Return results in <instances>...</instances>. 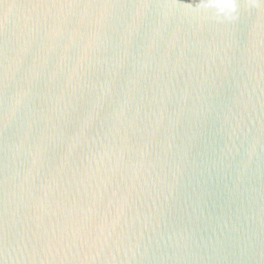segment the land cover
Returning <instances> with one entry per match:
<instances>
[{"label": "water", "instance_id": "water-1", "mask_svg": "<svg viewBox=\"0 0 264 264\" xmlns=\"http://www.w3.org/2000/svg\"><path fill=\"white\" fill-rule=\"evenodd\" d=\"M0 264H264V0H0Z\"/></svg>", "mask_w": 264, "mask_h": 264}]
</instances>
